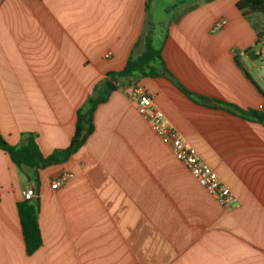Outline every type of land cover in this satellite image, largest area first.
I'll return each instance as SVG.
<instances>
[{"label": "crops", "instance_id": "0c3cea01", "mask_svg": "<svg viewBox=\"0 0 264 264\" xmlns=\"http://www.w3.org/2000/svg\"><path fill=\"white\" fill-rule=\"evenodd\" d=\"M238 1L178 0L181 10L159 28L164 73L111 93L84 145L39 171L38 187L0 150V264H264V126L235 112L264 115V91L249 73L256 36ZM148 3L0 0L6 143L32 134L44 157L66 149L95 86L143 53ZM133 88L151 97L235 206L217 204L161 143L137 113ZM62 173L72 178L52 190ZM28 189L42 238L31 256L17 213Z\"/></svg>", "mask_w": 264, "mask_h": 264}, {"label": "trees", "instance_id": "16d2710c", "mask_svg": "<svg viewBox=\"0 0 264 264\" xmlns=\"http://www.w3.org/2000/svg\"><path fill=\"white\" fill-rule=\"evenodd\" d=\"M175 1L177 4L172 7L173 9L180 4L178 0ZM235 7L245 19L252 15L264 17V0H239ZM153 36L154 30L149 24V29L146 30L143 38V53L136 58L131 57L122 71L108 73L104 81L95 86L84 105L76 112L74 134L66 149L56 150L51 155L44 157L32 134H23L20 144L16 147L8 145L0 136V150L9 157L11 163L29 182L38 187L39 171L63 164L84 145L87 138L93 133V114L96 108L105 103L111 93L134 87L133 82L143 77L159 76L157 72L159 67L164 73L160 48L154 45ZM263 39L264 34L257 32L254 47H257ZM235 112L242 118L264 126V115L260 112H243L238 109H235ZM32 200L21 201L17 204L21 234L27 256L33 255L42 246L38 225V204Z\"/></svg>", "mask_w": 264, "mask_h": 264}, {"label": "built area", "instance_id": "2783aa9c", "mask_svg": "<svg viewBox=\"0 0 264 264\" xmlns=\"http://www.w3.org/2000/svg\"><path fill=\"white\" fill-rule=\"evenodd\" d=\"M224 25V21L216 22L213 25V31L221 30ZM108 57L109 54L105 55V58ZM255 61L259 80L264 85V41L257 47ZM130 96L135 103L137 113L148 123L160 138L161 143L171 149L176 160L187 168L198 185L221 207L228 209L235 206L237 204L235 196L220 183L217 174L199 157L197 152L175 130L164 123L163 115L153 106L151 97L138 88H133ZM71 178V174L62 173L51 181V189H61ZM33 198L32 189L26 190L22 195L23 201Z\"/></svg>", "mask_w": 264, "mask_h": 264}, {"label": "rangeland", "instance_id": "374dc122", "mask_svg": "<svg viewBox=\"0 0 264 264\" xmlns=\"http://www.w3.org/2000/svg\"><path fill=\"white\" fill-rule=\"evenodd\" d=\"M176 4L177 2L175 0H149L148 14H149L150 25L154 30L153 41H154L155 46L158 45V41H159L160 25H162L164 22H168L172 20L177 15V12L181 10V8L179 7L180 5L177 6L178 11L172 8L173 5H176ZM187 4L188 3L186 2L184 6H186ZM246 20L249 21V23H251L252 29L255 32V36L257 32H261L264 34V17L263 16L253 15ZM262 41H264V39ZM257 47H254L253 50H256ZM254 65L257 66L256 61ZM249 73L253 81L256 83V85L262 91H264V85L259 80L257 70L250 69Z\"/></svg>", "mask_w": 264, "mask_h": 264}]
</instances>
